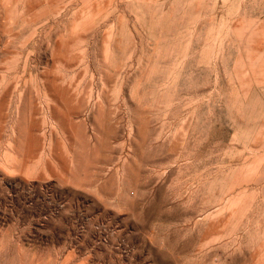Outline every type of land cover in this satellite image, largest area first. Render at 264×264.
Listing matches in <instances>:
<instances>
[{
    "label": "rangeland",
    "instance_id": "1",
    "mask_svg": "<svg viewBox=\"0 0 264 264\" xmlns=\"http://www.w3.org/2000/svg\"><path fill=\"white\" fill-rule=\"evenodd\" d=\"M0 264H264V0H0Z\"/></svg>",
    "mask_w": 264,
    "mask_h": 264
}]
</instances>
